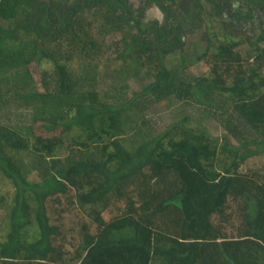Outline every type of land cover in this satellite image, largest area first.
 <instances>
[{"label": "trees", "instance_id": "obj_1", "mask_svg": "<svg viewBox=\"0 0 264 264\" xmlns=\"http://www.w3.org/2000/svg\"><path fill=\"white\" fill-rule=\"evenodd\" d=\"M202 3L225 14L230 39L213 35L194 76L169 70ZM154 7L161 24L147 21ZM256 14L264 0H0V110L7 93L32 110V127L0 123V175L13 187L0 198V264H264V177L243 168L264 156V19L243 41L238 26ZM32 62L51 66L43 92L18 86ZM161 103L190 106L222 133L190 115L161 130L149 119ZM81 179L80 208L99 206L86 213L95 234L82 225L67 261L45 203Z\"/></svg>", "mask_w": 264, "mask_h": 264}, {"label": "rangeland", "instance_id": "obj_2", "mask_svg": "<svg viewBox=\"0 0 264 264\" xmlns=\"http://www.w3.org/2000/svg\"><path fill=\"white\" fill-rule=\"evenodd\" d=\"M130 1L135 6V8L138 7L139 0ZM202 6L203 11L200 15H198V20H200V22L194 23L196 29H194L193 26L192 28H188L187 31L185 30V32H190L185 35L183 51L181 53H174L173 55L168 57L166 65L169 70L176 68L180 69L181 65H183L182 69H184V71H190L189 73L194 76L193 71H196L195 69L198 70L200 64H196L199 62V60L202 59V62L203 60L205 61L206 58H208V56L202 58V54L209 55L213 52V50L216 49V47L214 48V46L217 42L216 40H214L215 37H213V35L218 38V43L220 41L227 42L228 39H230L229 28L225 23L227 20L225 19L226 16L221 17L225 14L222 13L223 15L217 17L215 16L214 10L210 5L202 3ZM146 17L147 21L151 22L156 20L160 22V24L163 22L164 18L163 14L155 7L147 12ZM256 17V21L251 25L248 23L249 21H246L245 23L241 22L238 24L240 28L245 29L244 37L241 38L242 41L245 37L252 35V26H254V28H258L261 26V20H263L264 18H262L259 14H256ZM118 40L119 37L116 36L113 38H107V41L109 43ZM247 45L248 44L245 43L241 47H239L244 59L247 58V53H249L250 51V47H248ZM183 54L186 56L185 63H183L182 61ZM195 58H199L198 61L194 62ZM117 64L121 65L122 61H118ZM204 66H202L203 68L201 67V73H203V75L205 74L206 76L208 75V67L206 68V65ZM49 67H51L49 64L37 65V63L32 62L30 65H28V71L26 73H24L23 69H20L19 71L21 72L22 76L25 75V77L22 78L21 82H17L18 86L21 88L23 86L22 83H25L26 86L24 87V89H26L27 92L34 93V90L43 92L41 79L44 71L48 70ZM252 69L253 68L251 67L247 68V74L249 73V70ZM9 87L10 90L14 91L12 84H8L5 89ZM131 88H133V90L138 89V85L136 84V82L131 83ZM15 91L20 95L21 89L19 90L15 87ZM7 97H9L11 100H9L6 103L5 107L0 110L1 125L15 126L22 129L28 126L30 127V125L32 127L30 121L32 118L31 108L29 106H23V101L19 99L14 102L15 98L13 97L15 96L11 94L7 93ZM178 115H180V117L184 115H190L188 124L195 126L198 123H202V126L206 127L209 134L213 136H217L222 133V130L217 122L213 121L212 119H206L204 117L203 120H199V118H201V114L197 113L196 110L190 106L182 107L175 104L172 108H168L166 104L161 103L153 109V113L152 115H149V119H151L152 122H161L159 124V129L163 130L165 126L171 124L173 120L178 117ZM26 131L24 133H26ZM243 168H252L253 170L259 172V174L263 178L264 156L249 158L248 160H246ZM82 181L83 179L72 185L69 192L65 196L58 195L50 197L46 200L45 203L49 224L52 226H57L60 229V236L55 239L54 245L57 248L61 247V253L63 254L64 259L67 261L70 260L71 257L75 256L77 249L82 245V225L87 226L89 234H95L96 226L87 217L86 213L92 208L98 209L97 207L99 206L84 205L82 206V209L80 208L81 204L79 202V195L83 192L86 193L88 190V186H84V190L81 189L80 185ZM12 193V185L0 175V198L9 197ZM116 207H122V205L117 204L115 207L109 208L104 213H102L101 218L105 221H108L113 215H115ZM2 215L3 213L2 211H0V219ZM3 228L5 230V227L4 225H2L0 220V241L2 240L4 231ZM33 230L34 227L29 230V233L31 234ZM73 263H76V261H74Z\"/></svg>", "mask_w": 264, "mask_h": 264}]
</instances>
